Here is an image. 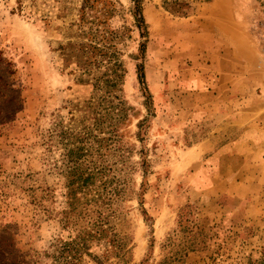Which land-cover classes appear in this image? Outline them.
<instances>
[{
  "label": "rangeland",
  "instance_id": "rangeland-1",
  "mask_svg": "<svg viewBox=\"0 0 264 264\" xmlns=\"http://www.w3.org/2000/svg\"><path fill=\"white\" fill-rule=\"evenodd\" d=\"M23 1L0 0V257L264 264V0H140L142 28L111 0L114 83L82 0Z\"/></svg>",
  "mask_w": 264,
  "mask_h": 264
},
{
  "label": "trees",
  "instance_id": "trees-1",
  "mask_svg": "<svg viewBox=\"0 0 264 264\" xmlns=\"http://www.w3.org/2000/svg\"><path fill=\"white\" fill-rule=\"evenodd\" d=\"M20 5L24 6V1L19 0ZM179 5L183 7L179 10L181 14H187L192 10V6L187 2H178ZM135 2V16L136 24L139 28H142L144 25V19L141 12V1L134 0ZM113 8V3L111 0H82V7L80 9V18H79V28L86 38L85 41L80 43V50L86 51V53L98 51V55L102 59L96 58L95 61H92L93 64H99L103 60H107L109 66V72L107 74V82L114 83L118 78L117 69L120 64L117 65L114 61V56L109 51L111 44L108 42L114 39V32L109 31L108 27V18H110L111 9ZM89 24L87 28L85 26ZM109 32V33H108ZM106 34H110V37H107ZM98 43V44H97ZM99 43L101 45H99ZM67 49V46L65 47ZM84 52L82 56L78 57L81 59V65L86 66L90 62L91 58H86ZM74 54H67L68 58ZM105 57H107L105 59ZM113 85V84H111ZM84 253L87 254L85 244L82 242L75 241H66L60 248V252L56 257V264H84ZM21 257V256H19ZM0 264H24L21 263V260L18 259V255H15L13 258L7 259L5 256L0 257Z\"/></svg>",
  "mask_w": 264,
  "mask_h": 264
}]
</instances>
